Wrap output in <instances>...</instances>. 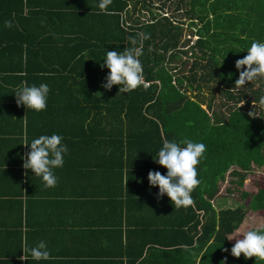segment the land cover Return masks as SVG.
<instances>
[{
	"label": "trees",
	"instance_id": "obj_1",
	"mask_svg": "<svg viewBox=\"0 0 264 264\" xmlns=\"http://www.w3.org/2000/svg\"><path fill=\"white\" fill-rule=\"evenodd\" d=\"M145 2L150 4L112 0L102 10L100 0H0V94L7 95L0 105L15 110L11 103L18 87L44 83L50 88L47 102L73 104L75 146L84 141L77 137L81 133L92 139L95 131L108 134L123 171L133 148V223L125 214L130 204L125 180L123 216L112 225L124 229L123 264H264L255 257H233L235 241L227 239L248 211L262 213L259 228H264V183L252 194L240 190L246 175L264 169V105L259 103L264 78L234 86L235 61L247 55L253 41L264 42V0H186L185 10L177 9L183 2L178 0L174 10L183 20L161 8L147 20L133 18ZM138 33L150 35L139 58L145 83L128 93H119L118 85L105 89L106 51L134 47L129 37ZM181 57L190 60L188 66L175 63ZM52 110H63L61 103ZM31 113L36 111L28 109ZM185 138L203 143L206 151L197 166L201 183L191 193L195 204L176 208L167 195L157 198L158 186H150L147 176L167 172L156 163L163 141ZM226 174L231 177L227 193L240 190L241 202L217 209L213 202Z\"/></svg>",
	"mask_w": 264,
	"mask_h": 264
},
{
	"label": "crops",
	"instance_id": "obj_2",
	"mask_svg": "<svg viewBox=\"0 0 264 264\" xmlns=\"http://www.w3.org/2000/svg\"><path fill=\"white\" fill-rule=\"evenodd\" d=\"M163 1L158 7L166 10L168 0ZM185 5L183 0L177 9L185 10ZM58 102L63 110H52ZM6 104L0 105V264H123L124 229L112 225L123 216L125 180L130 203L125 214L133 223V148L123 171L108 134L95 131L92 139L81 133L77 137L84 141L75 146L71 101H48L45 111L36 114H28L24 105L10 111ZM54 133L63 137L68 151L63 166L54 170L56 186L47 188L41 177L22 167L30 150L24 144ZM111 134L115 141V128ZM25 240L29 248L44 241L51 258L34 260L30 252H23ZM22 255L27 260H21Z\"/></svg>",
	"mask_w": 264,
	"mask_h": 264
},
{
	"label": "clouds",
	"instance_id": "obj_3",
	"mask_svg": "<svg viewBox=\"0 0 264 264\" xmlns=\"http://www.w3.org/2000/svg\"><path fill=\"white\" fill-rule=\"evenodd\" d=\"M111 3L112 0H100L99 8L107 9ZM149 38V34L138 33L129 37L134 47L125 48L123 51H106L103 66L109 71L105 78L106 83L102 85L105 89L111 90L113 85H118L119 93H128L145 83L143 65L139 58L143 54V41ZM235 67L239 71V77L234 85L236 87H243L258 78H264V42L253 41L247 49V55L235 61ZM49 91L47 84L28 86L27 82H24L15 91L17 106L24 105L27 109L43 111L47 107ZM259 103L264 105V97ZM243 104L242 100L239 108ZM248 115L254 117V112L250 111ZM62 140L61 135L54 133L50 136L41 135L30 144H24L30 145V150L25 154L22 167L41 177L47 188L56 186L58 178L54 170L64 164V155L68 148ZM205 151L206 145L187 138L179 142L165 139L157 153L156 163L166 168L167 172L161 174L159 171H149L147 176L150 186H158L157 198L167 195L176 208L193 206L195 201L191 193L201 183L197 166ZM227 239L235 241L230 250L233 257L239 258L243 255L246 260L255 257L264 261V228L240 230ZM195 246L193 244V247ZM185 249L190 251L187 245ZM23 252H30L31 257L37 261L51 258L44 241L29 248L25 240ZM21 260L27 258L22 255Z\"/></svg>",
	"mask_w": 264,
	"mask_h": 264
},
{
	"label": "rangeland",
	"instance_id": "obj_4",
	"mask_svg": "<svg viewBox=\"0 0 264 264\" xmlns=\"http://www.w3.org/2000/svg\"><path fill=\"white\" fill-rule=\"evenodd\" d=\"M140 2V0H139ZM150 4L146 3L143 9L141 5H138L140 12H136L133 18L141 19H148L149 13L156 14L159 10L158 6H161V2H165L163 0H149ZM168 3V4H167ZM166 3V14L169 16L175 17L179 20L184 19V15L182 13L175 11L176 7V0H168ZM164 12V11H163ZM162 13V12H161ZM164 14V13H163ZM186 24V22H185ZM187 31H184V38L187 39ZM190 40H194V37H191ZM181 61L185 62V66H188L190 63L189 59L181 57L180 59L176 60L175 63H180ZM187 68V67H186ZM219 101L217 100L215 103V110L219 111L218 106ZM231 179L230 175L226 174L225 179L222 182L218 183V193L214 199L213 205L215 208H234L235 206L239 205L241 202L239 199V191H245L248 194H252L255 192L256 188L264 183V169H257L251 172L250 174L246 175L243 186L238 191H232V193H227V189L231 190V186L229 185L228 181ZM248 199H245L241 204L245 205ZM262 225V213L261 212H251L248 211L245 213L240 225L238 228L231 234L230 236L235 235L240 230H250L253 228H259ZM229 236V237H230Z\"/></svg>",
	"mask_w": 264,
	"mask_h": 264
},
{
	"label": "built area",
	"instance_id": "obj_5",
	"mask_svg": "<svg viewBox=\"0 0 264 264\" xmlns=\"http://www.w3.org/2000/svg\"><path fill=\"white\" fill-rule=\"evenodd\" d=\"M188 37V36H187ZM194 39H195V37H194Z\"/></svg>",
	"mask_w": 264,
	"mask_h": 264
}]
</instances>
